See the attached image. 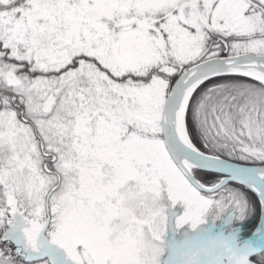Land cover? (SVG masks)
I'll list each match as a JSON object with an SVG mask.
<instances>
[{
	"label": "snow or ice",
	"instance_id": "snow-or-ice-1",
	"mask_svg": "<svg viewBox=\"0 0 264 264\" xmlns=\"http://www.w3.org/2000/svg\"><path fill=\"white\" fill-rule=\"evenodd\" d=\"M259 216L264 0H0V264H264Z\"/></svg>",
	"mask_w": 264,
	"mask_h": 264
},
{
	"label": "rangeland",
	"instance_id": "rangeland-1",
	"mask_svg": "<svg viewBox=\"0 0 264 264\" xmlns=\"http://www.w3.org/2000/svg\"><path fill=\"white\" fill-rule=\"evenodd\" d=\"M177 209H179V213H182L183 211V208L178 204L177 206ZM259 222H260V219H259ZM259 222L256 226L253 225V220H247V221H244L243 222V227L241 228V232H240V238L241 240H247L251 235H252V232H255L256 231V228L258 227L259 225ZM254 226V228L252 229V231H250L251 233L249 235L248 234V231L249 229ZM247 235V237H245Z\"/></svg>",
	"mask_w": 264,
	"mask_h": 264
},
{
	"label": "trees",
	"instance_id": "trees-1",
	"mask_svg": "<svg viewBox=\"0 0 264 264\" xmlns=\"http://www.w3.org/2000/svg\"><path fill=\"white\" fill-rule=\"evenodd\" d=\"M210 175H211V176H218V175H216V174H210ZM259 219H260V216H259L258 218H256V219L253 220V225H254V226H256V225L258 224ZM254 226H252V227L249 229L247 235H249V234L251 233L250 231H252V229L254 228ZM247 235H246L245 237H247Z\"/></svg>",
	"mask_w": 264,
	"mask_h": 264
},
{
	"label": "water",
	"instance_id": "water-1",
	"mask_svg": "<svg viewBox=\"0 0 264 264\" xmlns=\"http://www.w3.org/2000/svg\"><path fill=\"white\" fill-rule=\"evenodd\" d=\"M216 175H219V174H216ZM260 224H264V216H260V222H259V225H260ZM259 225H258V226H259Z\"/></svg>",
	"mask_w": 264,
	"mask_h": 264
},
{
	"label": "bare ground",
	"instance_id": "bare-ground-1",
	"mask_svg": "<svg viewBox=\"0 0 264 264\" xmlns=\"http://www.w3.org/2000/svg\"><path fill=\"white\" fill-rule=\"evenodd\" d=\"M260 225H261V224H260ZM260 225H259V226H260ZM259 226H258V227H259ZM251 239H254V238L252 237V235H251L247 240H251Z\"/></svg>",
	"mask_w": 264,
	"mask_h": 264
},
{
	"label": "clouds",
	"instance_id": "clouds-1",
	"mask_svg": "<svg viewBox=\"0 0 264 264\" xmlns=\"http://www.w3.org/2000/svg\"><path fill=\"white\" fill-rule=\"evenodd\" d=\"M217 243H219V242H217Z\"/></svg>",
	"mask_w": 264,
	"mask_h": 264
}]
</instances>
